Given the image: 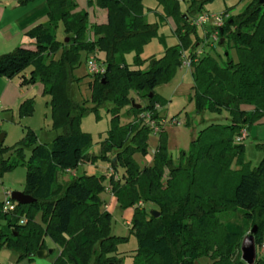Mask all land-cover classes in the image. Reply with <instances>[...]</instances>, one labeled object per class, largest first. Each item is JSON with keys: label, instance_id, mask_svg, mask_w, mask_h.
<instances>
[{"label": "trees", "instance_id": "trees-1", "mask_svg": "<svg viewBox=\"0 0 264 264\" xmlns=\"http://www.w3.org/2000/svg\"><path fill=\"white\" fill-rule=\"evenodd\" d=\"M45 1L47 21L25 33L34 47L17 45L1 54L0 77H18L21 86L41 82L43 93L50 96L53 126L62 131L43 143L27 128L14 145L0 143V175L17 165L25 166L22 192L34 198L28 204L16 203L10 212L2 211L0 199V218L6 221L0 231L1 245L15 251L18 258L31 259L36 251L47 250L48 236L59 249L52 264H122L121 256L111 254L127 237L111 233V212L99 197L106 188L105 175L76 174L59 179L66 170L93 162L98 156L105 158L106 152L113 150L110 191L120 209H133L129 232L137 237L134 264H198L201 257L210 259L211 264H246L238 246L248 227L223 218L240 213L251 229L256 225L254 242L262 244L264 157L253 167L245 163L243 141L236 142L235 136L264 117V0H251L240 13L228 15L218 28L217 44L231 42L236 61L227 53L222 61L209 53L196 54L202 38L191 22L201 13L203 3L212 0H191L187 16L180 13L178 0H158L177 22L179 44L165 47L159 57H149L145 69L132 68L124 60V53L134 50L138 62L142 47L157 35L158 25L146 20L142 0H86L88 7L106 13L104 22L93 23H89L86 10H76V0ZM58 21L67 35L64 41L56 38ZM57 49L61 52L55 58ZM81 50L86 55L97 51L104 65L102 73L90 74L94 109L105 106L112 112L111 128L98 156L89 152L90 133L79 129L89 109L71 95ZM183 57L191 61L190 98L195 113L203 116L205 111H225L228 117L224 122H207L191 140L189 151H182L179 161L174 162L167 152L162 117L155 108L163 103L155 87L173 75ZM130 91L146 100L139 107L134 103L130 106L134 117L149 113L159 134L152 164L142 167L132 153L140 150L146 154L147 136L154 131L139 117L118 125L120 107L133 101ZM32 110L31 97L19 103L20 115H29ZM234 160L237 168L232 166ZM119 166L123 172L117 175ZM144 203L154 208L147 209ZM153 210L159 214L152 215ZM253 264H264V255L255 257Z\"/></svg>", "mask_w": 264, "mask_h": 264}, {"label": "rangeland", "instance_id": "rangeland-1", "mask_svg": "<svg viewBox=\"0 0 264 264\" xmlns=\"http://www.w3.org/2000/svg\"><path fill=\"white\" fill-rule=\"evenodd\" d=\"M17 3V0H14ZM13 1V2H14ZM191 0H178L179 11L182 15L187 16V10L189 8ZM196 2L201 0H195ZM251 0H212L204 2L201 7V13L206 14H220L224 11L228 12V15H236L240 13ZM77 2V0H76ZM83 3V2H82ZM143 11L146 20L150 23L157 24V35L151 38L138 54L139 60L136 62V52L134 50L124 53V60L132 68L145 69L148 65V58L151 56L159 57L163 54L165 47L179 44V37L175 33L177 22L174 17L168 15L164 9V6L158 0H142ZM78 5V2H77ZM86 7V6H85ZM78 8V6H77ZM76 10H82L77 9ZM95 10L105 11L103 9L94 7ZM89 12V23L92 21V9H84ZM199 13V14H201ZM198 14V15H199ZM215 27L213 26V20L210 19L206 24L201 27H197V34L201 39L200 43L196 45V54L198 56L206 53L212 54L220 61L225 60L226 54L234 61L237 60L236 49L231 46V42L225 41L223 45L217 44V42L203 43V38L207 37L206 33H211ZM55 34L58 41H64L66 33L64 31L62 21H58ZM194 40V35L191 36ZM15 48V47H14ZM13 49V48H12ZM11 49V50H12ZM61 50L57 49L54 54L55 58H58ZM86 53L84 50L80 51V64L77 66L73 74L77 78L71 85V95L80 104L89 109L85 113L80 122L79 129L90 133L92 137V145L89 149L91 155L98 156L105 141L108 130L111 128L112 112L105 106H99L94 109V103L90 100V89L88 86L89 81L92 79L90 73L85 64ZM100 59L103 60V55L100 54ZM192 77L190 73V67L178 66L168 79L162 80L159 85L155 87V92L161 97L163 102L158 109L159 116L162 117L161 127L166 132V146L167 152L174 162H178L181 157L182 151H189L191 140L197 137L198 132L203 128L207 122H224L228 117L227 112L223 111L221 114H217L210 111H205L203 116L195 113L194 100L190 98L193 94L192 91ZM23 91L27 94L16 105H12L6 108H0V133H5L3 139V146L10 147L18 142L25 134L27 128L32 129L38 142H49L52 138L60 133L61 129H55L53 126V120L51 116L50 108V96L43 93L42 83L37 81L33 85L23 87ZM129 96L133 98L130 105H123L118 111V125L123 126L138 117H134L130 111V106L139 104L140 106L146 103V100L138 96L134 91H130ZM27 97L33 99V110L29 115L19 114V103ZM143 98V99H141ZM245 109H252V105H242ZM174 118L172 122L170 119ZM203 118V122L201 119ZM248 135L243 140L244 151L243 160L251 167L258 164V162L264 157V117L255 121L250 125L247 130ZM159 144V134L155 132H149L147 136V153L143 154L140 150H135L132 153L133 160L139 165H150L153 161V155L156 147ZM113 150L106 152V157H97L93 162L81 163L78 165V174H95L105 175L103 181L105 190L99 193V197L104 203V207L110 211L111 220L110 229L111 233L115 235L125 236L126 240L120 241L117 244V250L111 255H117L122 257V264H134L133 255L137 248V237L134 233L129 232V225L127 220H131V216L128 214L132 211V207L126 209H120L117 203L112 208L111 204L114 195L110 191L109 178L111 175L110 160L113 156ZM26 155L29 154V149L25 150ZM233 167H238L235 160L232 164ZM123 172L121 166L118 167L117 175ZM113 173V172H112ZM116 174L114 175L116 177ZM26 169L23 165H17L16 167L5 170L0 175V199L4 197L6 192L22 191L25 183ZM71 177L68 174H59V179L66 180ZM138 204L141 205L139 202ZM147 209L154 208L152 204L144 203ZM35 219L39 220V213ZM224 220L244 225L248 228L245 229L243 237L240 240L238 250L241 256V244L246 235L249 234L251 227L245 223L240 213H229L224 216ZM6 221L0 218V231L5 225ZM252 226V225H251ZM261 245L255 244V257H262L264 255V230L261 233ZM47 243V250H52L45 257L39 258L33 256L29 259L27 256H21L18 258V254L1 245L0 240V264H52L56 256L58 255L57 245L48 237H45ZM198 264H211V260L201 257Z\"/></svg>", "mask_w": 264, "mask_h": 264}, {"label": "crops", "instance_id": "crops-1", "mask_svg": "<svg viewBox=\"0 0 264 264\" xmlns=\"http://www.w3.org/2000/svg\"><path fill=\"white\" fill-rule=\"evenodd\" d=\"M13 1L14 0H0V55L11 51V49L17 45L33 48L34 46L29 43L25 33L35 25L46 22L48 18V8L45 0H34L27 5H19ZM77 2V9H92L91 23L104 22L106 20L105 11L95 10L94 7H88L86 0H77ZM99 54L101 53L99 52ZM28 85L21 86L18 77L11 79L0 77V108L4 109L16 105L27 95L23 91V87ZM78 173V167L65 171V174L70 176ZM115 204L116 198L114 197L111 204L112 208ZM128 216H132V213L130 212ZM126 223L129 225L130 221L127 220Z\"/></svg>", "mask_w": 264, "mask_h": 264}, {"label": "built area", "instance_id": "built-area-1", "mask_svg": "<svg viewBox=\"0 0 264 264\" xmlns=\"http://www.w3.org/2000/svg\"><path fill=\"white\" fill-rule=\"evenodd\" d=\"M228 16V14L222 12L220 14H206V13H201L199 15H197L193 20H192V24L197 26V27H201L204 24H206L210 19L213 20V26L215 27V29L208 34L207 37L203 38V43H208L209 42H218L219 40V27H221V25L223 24L225 18ZM190 59L183 57V61H182V66L184 67H190ZM85 64L86 67L88 69V72L90 74H96V73H102L104 71V65L101 63V61H99V58L97 56V51L88 53L86 55L85 58ZM155 108L158 110L160 108L159 105H156ZM140 119L143 120V122L147 123L150 127L153 128V131L156 132L158 130L155 121L154 120H150V114L145 112V113H141L139 115ZM248 135L247 129L246 128H242L240 130V132L235 136V141L236 142H242ZM111 174H112V170H111ZM16 201H14L11 198V192H6L4 197H3V204H2V211L4 212H10L13 211L15 209L16 206Z\"/></svg>", "mask_w": 264, "mask_h": 264}, {"label": "water", "instance_id": "water-1", "mask_svg": "<svg viewBox=\"0 0 264 264\" xmlns=\"http://www.w3.org/2000/svg\"><path fill=\"white\" fill-rule=\"evenodd\" d=\"M222 42V39L220 40V43ZM136 107H139L140 105H135ZM4 139V133H0V143L3 142ZM11 198L16 201L19 204H28L34 200L30 195H27L23 193L22 191H12L11 192ZM159 213L158 211L153 210L152 215L157 216ZM257 228L256 225H253L252 229L250 230L249 234L246 235L242 241L241 244V259L246 264H253L256 256L255 252V242H254V234L256 233ZM52 250H45L41 249L36 251L35 256L42 258L45 257L47 253H51Z\"/></svg>", "mask_w": 264, "mask_h": 264}]
</instances>
